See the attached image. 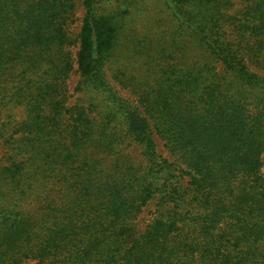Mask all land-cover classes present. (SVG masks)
<instances>
[{"label": "trees", "instance_id": "obj_1", "mask_svg": "<svg viewBox=\"0 0 264 264\" xmlns=\"http://www.w3.org/2000/svg\"><path fill=\"white\" fill-rule=\"evenodd\" d=\"M80 1L0 0V264H264V0Z\"/></svg>", "mask_w": 264, "mask_h": 264}, {"label": "rangeland", "instance_id": "obj_2", "mask_svg": "<svg viewBox=\"0 0 264 264\" xmlns=\"http://www.w3.org/2000/svg\"><path fill=\"white\" fill-rule=\"evenodd\" d=\"M120 0H106L102 2V6H100V9H104L105 11L109 12L110 7L114 8L117 7V4ZM84 15V9L81 5L80 0H73V8L70 10L66 15V23L69 32L72 36H75L78 34L81 26V21L83 19ZM160 16V15H157ZM76 51V47L72 48V52ZM109 75V72H107ZM79 82V76L76 72L75 68H73V71L71 72V75L69 76V79L67 81V87L69 89V102L70 104L75 103L78 98L81 97V94L79 92H75L74 88L76 87L77 83ZM116 88L118 89L119 94L123 98L133 99V96L129 93H127L125 90L119 88V86L116 84ZM159 146H161L159 144ZM160 152L163 156L167 157L166 152L162 147H159ZM1 156V154H0ZM155 200L150 201L146 206L143 207L142 212L140 213L138 219H139V226L138 228L141 230L145 224L151 219L154 211H155Z\"/></svg>", "mask_w": 264, "mask_h": 264}]
</instances>
